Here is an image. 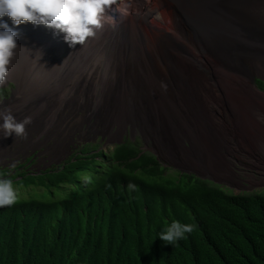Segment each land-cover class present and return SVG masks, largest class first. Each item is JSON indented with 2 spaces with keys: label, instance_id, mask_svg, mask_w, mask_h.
Instances as JSON below:
<instances>
[{
  "label": "trees",
  "instance_id": "trees-1",
  "mask_svg": "<svg viewBox=\"0 0 264 264\" xmlns=\"http://www.w3.org/2000/svg\"><path fill=\"white\" fill-rule=\"evenodd\" d=\"M257 87L264 92V81ZM123 108L115 136L131 125L151 141ZM231 152L193 156L209 176L234 183ZM26 175L21 185L44 192L0 207V264H264L263 195L169 173L130 138L108 150L82 145L51 172ZM172 220L192 225L174 245L158 237Z\"/></svg>",
  "mask_w": 264,
  "mask_h": 264
},
{
  "label": "bare ground",
  "instance_id": "bare-ground-1",
  "mask_svg": "<svg viewBox=\"0 0 264 264\" xmlns=\"http://www.w3.org/2000/svg\"><path fill=\"white\" fill-rule=\"evenodd\" d=\"M143 1L124 0L129 7L127 14L122 15L119 12L121 0H116L108 10V14L114 17L115 26L105 23L94 37L88 38L83 45L77 44L75 48H70L64 42L62 34L54 37L52 31L43 25L33 26L26 22L21 28V25H13L11 19L5 16L3 19L10 27H15L18 35L21 33L25 40L36 38L34 48L22 55L21 59L14 53L9 73L2 83L15 81L21 98H25L24 89H28V98H25L24 102H18L17 112L22 110L21 113L34 114L42 110V124L48 127L58 117L49 113H80L86 110L83 115L86 119L91 117L88 114L89 107L93 104L99 105V101L104 100L107 110L103 108L105 115L102 120L109 118L112 127L115 113L123 112L125 105L133 111V115L141 122L155 146L145 122L135 114L132 101L123 97L116 98L114 103L111 101L114 90H118L115 94L119 95L123 93L124 87L135 88L137 77L147 70L141 66L139 75L128 78L125 67L131 65L130 57L121 60V57L117 56L119 66L115 63L113 53L139 55L157 66L161 65L167 71H173L181 65H189L200 72L189 74L187 79L192 82L185 80V83L183 80L176 82L173 77L163 76V83L159 84L163 86V91L168 92L174 90L184 93L181 89L186 90V85L194 83L196 86L198 82L202 84L204 76L201 73L229 82V85L235 81V76H239L242 82H250L252 75L244 69V59H250L252 65L264 73V0ZM164 8L169 13L168 20L159 19L158 12L150 17L154 19L153 22L150 21L151 10L161 11ZM206 33L213 34L210 42L204 40ZM58 38L63 43L57 44ZM23 43L21 41L20 45ZM104 66L106 68L102 71L93 69ZM198 75L202 77L200 80H196ZM19 80L25 81L27 86ZM151 84L156 85V82L151 80ZM59 87L62 89L58 91ZM252 90L256 93L253 88ZM157 93L160 92L157 90ZM96 95L101 98L95 97ZM89 97L94 98L88 100L85 109H78L76 112L67 110L71 108L65 103L69 98H73L72 105H76L79 100L83 101ZM161 100L158 99L155 105L163 109V113H167L165 102ZM62 106L64 110L60 111ZM5 109L17 113L8 107L2 111ZM97 110L93 113H98ZM100 127L103 128V125ZM162 132L165 136L171 134V126L167 125V129L163 128ZM183 140L185 141L184 138ZM2 149L3 145L0 143V152ZM192 152L200 154L195 146ZM208 154L211 156L212 153ZM162 156L170 159L167 154ZM170 160L175 162L174 159ZM199 165L205 170L204 174L213 173L205 165Z\"/></svg>",
  "mask_w": 264,
  "mask_h": 264
},
{
  "label": "rangeland",
  "instance_id": "rangeland-1",
  "mask_svg": "<svg viewBox=\"0 0 264 264\" xmlns=\"http://www.w3.org/2000/svg\"><path fill=\"white\" fill-rule=\"evenodd\" d=\"M140 1L144 2L143 0ZM146 1L147 0H145V2ZM156 14L159 19L163 21L169 19V13L165 8L161 11L151 10V12H149V18ZM152 20L154 19L150 18V21ZM25 23L26 22L21 24V28L24 27ZM204 37L205 39L202 37L200 38L210 42L211 39H213V34L206 33ZM35 39L34 37H30V39L25 40L20 33L17 38V47L14 53L21 59L22 55L26 52H30L34 48L36 44ZM21 41L24 42L22 45H20ZM113 54L115 55V63L119 66L120 64L117 61V56L121 57V60H124V58L126 60L127 57H130L131 65L125 67L127 69L126 74L128 78H132L135 74L139 75L138 70L141 66H144L149 73L145 70L141 72L140 76L137 77L135 81V83H137L135 88L127 89L124 87L123 93L119 95L115 94L118 90H114L111 101L114 103L116 98L121 97L125 98L127 101H132L135 114L139 115L145 122L146 128L153 140L158 134L171 150H163L157 145L154 146L150 140L145 138V135L138 128H134L131 125L127 126L126 130L117 136H114L115 132L118 130L115 124L112 125V127L110 126L106 132L101 130V125H103L102 129L108 127L110 119L102 120L105 113H93L94 110L99 108L97 104H93L89 107L90 112L88 114L91 115L90 118L93 120L90 119L88 123L91 122L93 125L96 121L100 128L91 126V124L88 123H84L83 126H80L83 123L82 115L86 113V110L77 113L76 111L80 109L79 106L82 101L79 100L76 105H72L74 100H72L73 98H69L65 103L74 107L71 111L76 113H65V111L61 113H49L50 115L56 114L62 117L56 118L50 126L48 125L49 128L46 129V136L49 142L45 140L36 145L37 149L32 154H36V159L38 161L62 163L71 155L72 150H77L81 144L93 143L99 145L100 149L108 150L118 142L130 138L131 141L139 143L140 148L153 151L158 156L161 164L169 169V173L174 171L189 173L197 177L200 176L205 178V181H214L216 184L222 185L229 193L235 195L264 196V123H261L256 118L257 112L264 114V92L257 87L256 83L257 80L264 81V73L259 72V70L252 65L250 59H244L242 61L246 72L252 75L250 82H242L239 76H235V81L230 82L232 85H229V82H224L219 78L213 79L211 75L201 73L204 76L202 79L204 82H202V84L201 82H198L196 86L194 83L188 84L185 87L186 90L181 89L184 93H179L174 90H169L170 92L162 90L163 86L161 84L163 83V76L173 77L176 82H178V80H183V83H185V80H189L187 79L189 74L200 72H197L189 65H181L173 71H167L161 65L157 66L154 62L146 60L139 55H124L123 53ZM112 62H114V60H112ZM26 63L28 64L29 61ZM105 68L104 66L102 68L95 67L93 69L102 71ZM201 78L200 75L196 76V80H200ZM158 79H160V81H157ZM151 80L156 82V85H152ZM20 82L26 85L25 81ZM188 82L192 81L189 80ZM15 88L16 85L13 82L0 84V110L3 105H7L9 96L10 94L12 95V91ZM60 89L62 88L59 87L57 90L59 91ZM24 90L26 92V96L24 97L28 98V89ZM157 90L160 93H157ZM3 91H6L3 95L5 97H2L3 93L1 92ZM16 91L17 89L13 91V97H16ZM109 95H111V93ZM6 97L8 100H3V98L6 99ZM95 97L101 98L100 95H96ZM158 99H162L161 101L165 102L167 113H163V109L155 105ZM87 108L88 107H86V109ZM61 110H64L63 106L60 111ZM100 110L99 108L97 112ZM21 111L22 110H19V113H21ZM131 113H133L132 110ZM147 119L150 120L149 123H147ZM17 120L22 119L19 118ZM174 120H177V122H174ZM154 124L157 125V130L152 128ZM87 125L91 127L87 129ZM167 125L171 126L172 133L165 136L162 131L163 128L167 129ZM175 125L179 126L180 129L176 131ZM27 132L36 133L38 135L37 128L31 123L26 125V133ZM0 136H2L0 142L4 146V151L0 152V163L2 167L11 170L17 165L18 157L22 158L26 142L24 136L15 137L13 135L11 137L9 136L10 138L6 137L8 139L3 138L4 136L2 133H0ZM183 138L188 142L192 140L190 149L185 147V145H188L186 143L184 145ZM200 140L203 142L204 148L209 150L210 153L212 151L216 152L219 149L231 147L232 144L235 145L233 146L235 152L230 153L229 167L235 174L237 182L232 183L230 181L211 177L204 174L205 170L198 166L197 163L190 164V162H185V160L190 161L194 141L200 142ZM27 151L32 152L33 150ZM162 154H167L170 159H173L174 155H177L178 160L175 161L178 163L162 156ZM199 157L202 160L204 159L203 154H199ZM182 164H186L188 167ZM36 170L37 167L31 172H36ZM14 190L16 192V199L27 198L34 193L41 194L44 192L42 189L36 191L33 189L26 190L16 187H14Z\"/></svg>",
  "mask_w": 264,
  "mask_h": 264
},
{
  "label": "clouds",
  "instance_id": "clouds-1",
  "mask_svg": "<svg viewBox=\"0 0 264 264\" xmlns=\"http://www.w3.org/2000/svg\"><path fill=\"white\" fill-rule=\"evenodd\" d=\"M115 3L116 0H0V84L6 80L9 73V66L11 64V59L14 56V50L17 47L18 38V31L15 27L9 26V24L3 19L5 16L10 18L12 24L15 26L21 25L24 22H29L33 26L43 25L52 31L54 37L61 36L62 34L64 42H66L70 48H75L77 44L83 45L88 38L94 37L97 30L102 28L105 23L115 26L113 15L108 14L110 5ZM128 7V4L125 3L124 0H121L119 12L122 15H126ZM56 42L57 44L58 42L60 43L59 38ZM69 55H71V53ZM10 82H13L16 85V97H13V91L16 89L15 88L12 91V95L10 94L9 96V100L7 97L6 99L3 98V100H8V103L7 105H3L0 110V121H2L0 122V133H2L4 137L8 138L13 135L15 137L24 136L26 145L24 147L25 149H23L22 158L18 157L17 165H15L11 170L2 167V164L0 163V207L10 206L15 201L25 200L30 196L37 194L34 193L27 198L16 199L14 187L26 190H38L32 188L31 186L25 187L20 184L24 181L25 174H28L26 176L32 177L43 174L46 171L51 172L77 152L82 145L89 144L84 143L81 144L77 150L73 149L71 155H69L62 163H46L44 161H38L36 159V154L32 153L36 151V145L41 143V141L46 140L49 142V139L46 136V129L49 127L42 124V110H38L37 113H34L35 115L33 113H12L8 109L2 111L4 108L8 107L13 110V112H17L18 102H24L26 100L25 98H21L19 96L17 83L15 81ZM1 93H3L2 97H5L3 95L6 91ZM60 116L61 115L58 117ZM19 118L22 120H17ZM256 118L261 123H264V114L257 112ZM90 119L93 120L90 117L84 119L82 115L83 123L80 126H83L84 123H88ZM30 123L37 128L38 135L32 132L26 133V125ZM88 124H91V122ZM87 126V129L91 126L99 127L96 121L95 124ZM109 127L105 129L99 128L106 132ZM115 133H117V131ZM121 142H118L117 144H120ZM141 149L148 150L143 148ZM27 150L33 151L28 152ZM2 151H4V146ZM151 152L154 154L153 151ZM154 155L158 158L156 154ZM35 167H37L36 172H31ZM210 183L216 184L214 182ZM129 187L131 188L132 185L130 184ZM191 230V224H185L178 220H172L170 223L165 224L158 237L164 241L165 244L174 245L175 242L183 238L184 235Z\"/></svg>",
  "mask_w": 264,
  "mask_h": 264
},
{
  "label": "flooded vegetation",
  "instance_id": "flooded-vegetation-1",
  "mask_svg": "<svg viewBox=\"0 0 264 264\" xmlns=\"http://www.w3.org/2000/svg\"><path fill=\"white\" fill-rule=\"evenodd\" d=\"M91 97H89V98H86L85 100H83L82 102H81V104H80V106H79V108L80 109H85V105H86V103L88 102V100L90 99ZM99 106L101 107L100 109V111H98V113H103V108L105 109L106 108V106H107V103L104 101V100H100L99 101ZM72 108H74V107H71L70 109H67V110H71ZM110 113H112L111 111H110ZM150 122V120L149 119H147V123H149ZM174 122H177V120H174ZM111 125V123H110V121H109V125H108V127ZM152 128L154 129V130H157V125H152ZM180 129V127L179 126H177V125H175V130L177 131V130H179ZM170 133H172V132H170ZM184 134V133H183ZM168 136V135H167ZM192 140H190V142H188V141H184L183 143H184V145H185V143L188 145V146H186L185 145V147L186 148H188V149H190V143H192L191 142ZM154 143H155V145H157L160 149H163V150H171V148L170 147H168L167 145H166V142L163 140V139H161V137L157 134V136L155 137V139H154ZM194 146L197 148V150L200 152V154H208L209 153V150H207V149H205L204 148V145H203V142L200 140V142H196V141H194ZM233 146H235L234 144H232L231 145V147H228L229 149H231V150H233ZM191 157L193 158H191L190 159V161L189 160H185V162L186 163H188V162H190V164H194V162L193 161H195L196 163H198L196 160H195V158H194V156H193V152H192V154H191ZM174 160H178V157H177V155H174V158H173ZM193 160V161H192ZM176 162V161H175ZM176 163H178V162H176ZM180 164H181V162H180ZM200 163H198L197 165L198 166H200L199 165ZM185 166H187L186 164H184ZM188 167V166H187ZM215 185H217V184H215ZM219 187H221V188H223L222 187V185H218Z\"/></svg>",
  "mask_w": 264,
  "mask_h": 264
},
{
  "label": "water",
  "instance_id": "water-1",
  "mask_svg": "<svg viewBox=\"0 0 264 264\" xmlns=\"http://www.w3.org/2000/svg\"><path fill=\"white\" fill-rule=\"evenodd\" d=\"M155 154V153H154ZM189 174V173H188ZM200 179H202V180H204L205 178H203V177H200V176H198ZM214 182V181H213ZM214 183H216V182H214Z\"/></svg>",
  "mask_w": 264,
  "mask_h": 264
}]
</instances>
